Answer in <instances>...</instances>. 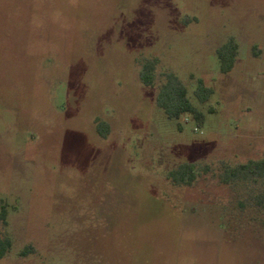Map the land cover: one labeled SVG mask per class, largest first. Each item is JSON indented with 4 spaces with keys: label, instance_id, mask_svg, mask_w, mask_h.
Returning a JSON list of instances; mask_svg holds the SVG:
<instances>
[{
    "label": "rangeland",
    "instance_id": "374dc122",
    "mask_svg": "<svg viewBox=\"0 0 264 264\" xmlns=\"http://www.w3.org/2000/svg\"><path fill=\"white\" fill-rule=\"evenodd\" d=\"M167 72L202 124L157 104ZM261 158L264 0H0V264H264V180H223Z\"/></svg>",
    "mask_w": 264,
    "mask_h": 264
},
{
    "label": "trees",
    "instance_id": "16d2710c",
    "mask_svg": "<svg viewBox=\"0 0 264 264\" xmlns=\"http://www.w3.org/2000/svg\"><path fill=\"white\" fill-rule=\"evenodd\" d=\"M238 44L234 39H229L217 50L221 62V71H230L236 61ZM157 61L147 60L141 69L140 78L147 86H153L155 80V69ZM166 81L161 85L157 94V104L162 107L169 118H180L182 114H190L199 123L205 120L203 112L191 101L188 96L187 87L172 72L165 74ZM213 93L212 87L205 85L203 78L197 80L195 95L200 102H205ZM180 126V124H179ZM97 131L100 135L106 136L108 126L105 122H97ZM196 165L189 162L180 164L169 173L171 181L176 184H191L196 178ZM264 180V158L250 159L245 163L226 168L223 180L226 183L236 180ZM258 204H264V194L257 199ZM7 206L1 205L0 222L7 224ZM12 238L0 232V258L4 257L12 248Z\"/></svg>",
    "mask_w": 264,
    "mask_h": 264
}]
</instances>
